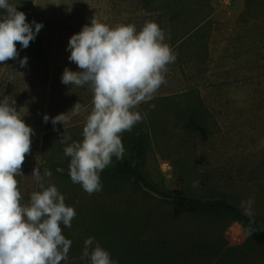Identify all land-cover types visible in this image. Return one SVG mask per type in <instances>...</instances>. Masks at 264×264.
Returning <instances> with one entry per match:
<instances>
[{
  "label": "rangeland",
  "instance_id": "rangeland-1",
  "mask_svg": "<svg viewBox=\"0 0 264 264\" xmlns=\"http://www.w3.org/2000/svg\"><path fill=\"white\" fill-rule=\"evenodd\" d=\"M9 2L30 24H43L28 48L17 43L18 59L0 63V99L15 100L19 117L33 129L24 176L16 177L21 203L41 190L31 176L39 167L41 174L52 172L45 187L54 184L76 211L70 228L61 225L72 241L61 264H90L81 259L89 237L118 264H264V242L248 235L240 220L185 210L118 179H101L102 190L89 195L66 178L71 158L60 141L64 125L51 122L79 102L82 112L65 128L69 144L80 142L93 107L87 85L61 81L66 67L79 71L68 59L72 35L94 16L113 27L134 24L137 31L155 22L177 58L168 65L167 83L135 109L144 118L122 134L121 161L134 165L133 141L143 131L142 167L156 186L202 199L226 197L240 209L242 201L253 198L254 217L264 224V0ZM24 57L28 63L21 68ZM194 181L199 185L193 187Z\"/></svg>",
  "mask_w": 264,
  "mask_h": 264
},
{
  "label": "clouds",
  "instance_id": "clouds-1",
  "mask_svg": "<svg viewBox=\"0 0 264 264\" xmlns=\"http://www.w3.org/2000/svg\"><path fill=\"white\" fill-rule=\"evenodd\" d=\"M0 63L18 59L17 43L28 48L43 28L42 23L27 22L18 5L0 0ZM35 25V31L32 25ZM165 33L155 22H146L137 31L134 24L109 26L94 16L91 23L71 36L69 61L79 71L65 68L61 81L75 87L88 86L92 93V110L86 117L83 139L73 141L65 125L72 116L82 112L78 102L68 113L51 118L53 126L64 125L61 143L64 155L70 157L69 175L89 195L102 190L100 174L112 163L122 160L125 152L122 134L130 131L143 116L136 111L142 103L151 101L160 87L167 83L168 65L176 54L164 42ZM26 67L28 58L19 61ZM155 108V105H151ZM45 114L43 120L49 121ZM33 129L20 118L15 100L0 99V264H61L68 260L72 241L62 234L61 225L70 228L76 216L74 207L67 206L65 197L51 183L52 172L39 167L32 177L40 191L30 194L27 204L16 177L24 176L22 165L31 152ZM199 181L193 182V187ZM254 199L241 202L244 215L250 218L248 235L256 232L252 205ZM95 243V246L93 247ZM90 264H118L94 237L84 241L81 259Z\"/></svg>",
  "mask_w": 264,
  "mask_h": 264
},
{
  "label": "trees",
  "instance_id": "trees-1",
  "mask_svg": "<svg viewBox=\"0 0 264 264\" xmlns=\"http://www.w3.org/2000/svg\"><path fill=\"white\" fill-rule=\"evenodd\" d=\"M146 146L147 135L145 132L140 131L135 137L132 146L134 165H128L127 163L118 160L116 157H113L112 163L100 174L101 179H118L134 182L143 187L147 192L154 194L167 202H171L174 205L180 206L185 210L200 212L203 214L220 215L229 220H240L249 226L250 218L244 215L243 210L226 197L218 199H202L173 193L156 186L147 176H145L143 171L142 163L145 158ZM64 174L66 178L71 179L69 168H66ZM254 220L255 223L252 224V227L256 229L254 234L260 237L264 242V224L255 217Z\"/></svg>",
  "mask_w": 264,
  "mask_h": 264
}]
</instances>
